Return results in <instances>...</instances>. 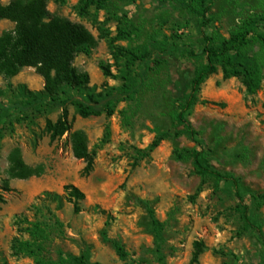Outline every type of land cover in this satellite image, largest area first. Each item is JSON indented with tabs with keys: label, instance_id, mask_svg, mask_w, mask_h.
Wrapping results in <instances>:
<instances>
[{
	"label": "rangeland",
	"instance_id": "374dc122",
	"mask_svg": "<svg viewBox=\"0 0 264 264\" xmlns=\"http://www.w3.org/2000/svg\"><path fill=\"white\" fill-rule=\"evenodd\" d=\"M47 10L82 25L96 41L88 54H77L73 62L78 72L89 76L88 87L82 93L63 89L59 102L80 94L96 98L105 91L120 93L124 79L135 94L117 102L110 118L82 119L75 107L66 106L72 131H82L87 139L93 159L88 176L82 175L84 163L72 156L68 135L50 142L44 130L46 121L62 114L60 106L43 114L13 113L2 121L0 264H37L18 252L17 242L23 241L39 245L42 257L51 262L60 254L84 252L91 263L127 264L116 256L112 242L130 259L152 261L149 211L163 227L167 264H189L195 242L203 245L197 264H261L257 236L242 231L233 186L203 182L190 159L176 158L175 151L193 150L195 144L186 136L173 137L181 127L172 116L178 97L188 92L193 71L205 63L201 57L187 58L185 49L200 55L204 35L228 39L249 15L264 13V0H214L208 28L186 12L182 0H106L102 9L92 6L84 14L80 0H48ZM12 27L0 21V34ZM123 50L147 53L148 58L131 63ZM104 69L111 76H104ZM43 88V79L32 68L15 77L0 76V100L5 104L29 100ZM187 120L209 165L239 180L240 193L264 234V204L257 208L254 202L264 194L263 82L249 94L243 79L225 78L219 69L202 84ZM164 132L171 137L149 152L154 138ZM14 148L27 166L41 168L42 174L9 179L8 154ZM68 185L85 195L79 213L66 199ZM5 187L7 192L2 191Z\"/></svg>",
	"mask_w": 264,
	"mask_h": 264
},
{
	"label": "trees",
	"instance_id": "16d2710c",
	"mask_svg": "<svg viewBox=\"0 0 264 264\" xmlns=\"http://www.w3.org/2000/svg\"><path fill=\"white\" fill-rule=\"evenodd\" d=\"M47 1L11 0L6 5L0 4V21H8L13 25L12 29L0 34V76L11 78L18 75L22 69L32 68L44 82L43 92L29 100L12 104H5L0 100V130L2 121L13 113L23 114L30 111L43 114L60 106L63 109L62 114L54 122L46 121L44 130L50 142L68 135L72 156L84 163L82 175L88 176L93 171V159L87 139L82 131H72L66 106L69 104L75 107L82 119L103 115L110 118L114 115L116 103L132 99L135 89L128 79H124L120 93L105 91L96 98L80 94L79 98L68 97L66 102H59L63 89L82 93L88 87L89 76L78 72L73 62L77 54H88L95 47L96 41L82 25L52 16L47 10ZM213 1L182 0L186 12L205 28L209 26L207 16L209 5ZM105 4L106 0H80V12L84 14L92 6L100 10ZM256 47L258 51L254 50ZM123 52L128 55L131 63H142L148 58L147 53L136 54L126 50ZM184 55L189 59L201 57L205 63L193 71L188 92L178 97L177 110L172 116L175 126L181 127L173 137H188L195 144V149L175 151L174 154L179 160L190 159L194 172L201 181L212 179L216 184L228 183L233 186L242 231L252 232L257 236L263 254L261 264H264V234L261 225L253 220L250 207L240 193L239 180L232 174L221 173L209 165L208 154L197 141V132L187 120L192 108L199 102L202 84L219 69L225 78L243 79L249 94H254L261 83L264 84V13L249 15L232 31L228 39L204 35L200 55L191 48H186ZM103 74L106 77L111 76L107 69L103 70ZM170 137L166 132L158 134L150 144L149 152ZM42 172L41 168L27 166L18 148L9 152V179L27 180L40 176ZM2 191L7 192L8 188L5 187ZM64 192L67 201L73 205L74 212L79 213L85 195L73 185L64 187ZM254 202L256 207L260 208L264 204V194L255 197ZM3 203L4 197L0 192V211ZM148 215L153 227V247L149 250L152 261L130 259L118 242H112V248L119 260L127 264H167L161 245L163 227L151 211ZM31 236L34 237L33 233ZM17 250L33 258L37 264H100L91 263L89 255L84 252L77 256L60 254L56 262H51L42 257V248L39 245L29 241L17 242ZM202 252L203 245L195 242L189 264H197Z\"/></svg>",
	"mask_w": 264,
	"mask_h": 264
}]
</instances>
